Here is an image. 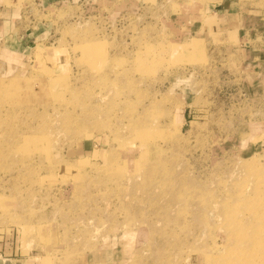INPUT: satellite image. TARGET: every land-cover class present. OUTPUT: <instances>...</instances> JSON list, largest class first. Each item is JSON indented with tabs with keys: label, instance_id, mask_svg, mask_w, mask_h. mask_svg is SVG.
<instances>
[{
	"label": "rangeland",
	"instance_id": "1",
	"mask_svg": "<svg viewBox=\"0 0 264 264\" xmlns=\"http://www.w3.org/2000/svg\"><path fill=\"white\" fill-rule=\"evenodd\" d=\"M42 1L0 0V257L264 264V38L209 33L221 0Z\"/></svg>",
	"mask_w": 264,
	"mask_h": 264
},
{
	"label": "crops",
	"instance_id": "2",
	"mask_svg": "<svg viewBox=\"0 0 264 264\" xmlns=\"http://www.w3.org/2000/svg\"><path fill=\"white\" fill-rule=\"evenodd\" d=\"M43 1L45 2V0ZM66 1L71 0H54L53 2L59 3ZM209 21L212 22V27L207 29L208 32H213L214 34H224L223 38H225V40L232 38L240 40V35L243 33V38L246 40L249 38L250 44L254 47V41L257 40L259 35L264 38L262 36L263 31L262 34H259V30H261V28H258L260 25L264 26V9H258L257 7L250 6L245 7L242 5L240 0L219 1V4L216 8H214V11L210 15ZM244 45L246 46V44ZM250 63L261 66L263 68L262 73H264V55L255 56ZM257 76H259V74ZM13 260L14 264H18L15 262L19 261L15 259H2V257H0V264H13L11 263Z\"/></svg>",
	"mask_w": 264,
	"mask_h": 264
}]
</instances>
